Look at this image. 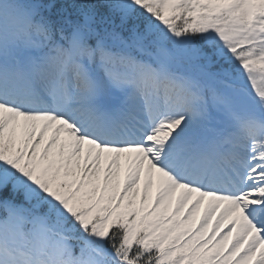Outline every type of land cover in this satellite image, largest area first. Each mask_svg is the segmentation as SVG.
I'll list each match as a JSON object with an SVG mask.
<instances>
[{
  "label": "snow or ice",
  "instance_id": "1",
  "mask_svg": "<svg viewBox=\"0 0 264 264\" xmlns=\"http://www.w3.org/2000/svg\"><path fill=\"white\" fill-rule=\"evenodd\" d=\"M0 264H264V0H0Z\"/></svg>",
  "mask_w": 264,
  "mask_h": 264
}]
</instances>
